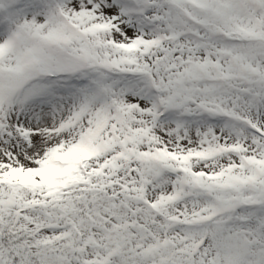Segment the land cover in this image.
Instances as JSON below:
<instances>
[{
    "label": "snow or ice",
    "instance_id": "1",
    "mask_svg": "<svg viewBox=\"0 0 264 264\" xmlns=\"http://www.w3.org/2000/svg\"><path fill=\"white\" fill-rule=\"evenodd\" d=\"M0 264H264V0H0Z\"/></svg>",
    "mask_w": 264,
    "mask_h": 264
}]
</instances>
